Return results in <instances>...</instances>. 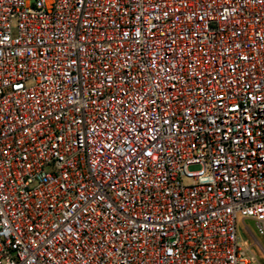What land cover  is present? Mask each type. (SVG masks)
Segmentation results:
<instances>
[{
	"label": "built area",
	"instance_id": "built-area-1",
	"mask_svg": "<svg viewBox=\"0 0 264 264\" xmlns=\"http://www.w3.org/2000/svg\"><path fill=\"white\" fill-rule=\"evenodd\" d=\"M246 219L264 0H0V264H260Z\"/></svg>",
	"mask_w": 264,
	"mask_h": 264
},
{
	"label": "rangeland",
	"instance_id": "rangeland-1",
	"mask_svg": "<svg viewBox=\"0 0 264 264\" xmlns=\"http://www.w3.org/2000/svg\"><path fill=\"white\" fill-rule=\"evenodd\" d=\"M191 170L198 167H191ZM238 229L243 237V245L251 246L252 252L258 258L260 264H264V238L258 234L254 222L246 219L243 222L238 221Z\"/></svg>",
	"mask_w": 264,
	"mask_h": 264
}]
</instances>
